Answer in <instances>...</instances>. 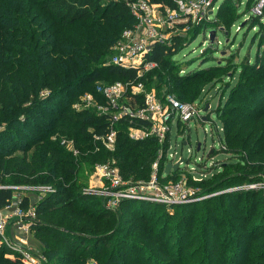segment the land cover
Wrapping results in <instances>:
<instances>
[{
	"label": "trees",
	"instance_id": "1",
	"mask_svg": "<svg viewBox=\"0 0 264 264\" xmlns=\"http://www.w3.org/2000/svg\"><path fill=\"white\" fill-rule=\"evenodd\" d=\"M137 1L0 0V186L5 187L0 189V209L12 205L17 195L7 187H51L52 192L45 194L35 206H30L27 195L22 196L20 204L23 210L36 208L37 219L31 225V232L44 246L42 252L47 264H193L201 253L203 258L196 264H209V256L202 248H195L184 260L196 238L187 244L188 239L181 242V236L175 235L176 227L172 233L168 232L167 215L160 227L158 221L163 216L156 217L160 204L144 207L140 201H123L112 213L104 208L101 199L84 194L88 173L94 171L98 163L114 162L125 180L147 182L158 161V142L130 140L125 121L116 125L115 148L108 151L94 138L109 132L108 117L99 116L95 109L76 111L73 108V103L85 93L94 94L102 102L95 91L97 83L109 85L135 80V71L109 62L123 32L134 25L130 5ZM150 1L177 7L174 0ZM238 8L239 0H222L219 6L220 12L227 9L238 12ZM245 14L250 16V25L259 21L251 8ZM215 19L212 16L209 21L205 20L194 39L206 31L210 35L218 32L214 28ZM181 27L184 28V24ZM181 41L182 38H177L170 44L155 46L148 58L156 61L158 68L140 80L147 90L155 89L159 96L176 93L180 91V84L196 78L204 68L212 67L210 62L216 57L214 50L219 47L209 42L200 54L201 61L207 59V63L187 69L182 75L176 59L183 49ZM184 64L187 68L190 62ZM247 64L246 68L264 75V49H258L254 60ZM259 87L254 93L262 97L264 84ZM163 88L166 90L161 91ZM234 101L232 98L229 105ZM242 105L219 112L224 136L221 140L225 146L220 152L238 159L235 171L243 169L244 172L241 176L219 180L210 189L219 188L232 179L264 183V105L251 110V114L244 112ZM42 111L49 114L45 116ZM28 126L35 131L34 136L29 134ZM63 139L73 140L80 152L78 157L61 145ZM179 175L174 172L164 181L177 182ZM262 191L237 189L222 197L241 195L245 205L251 193L259 195ZM135 203L139 204L137 209H134ZM203 203L212 209L214 216L220 211L211 208L209 201ZM187 205L179 208H187ZM261 215L262 220L258 219L249 228L244 240L246 245L241 246L239 242L234 249H227L225 257L221 255L217 263L244 264L251 238L264 228V212ZM180 219L183 217H179L177 223ZM195 222L187 223L191 231ZM225 225L228 230L234 227L233 223ZM157 241L163 246L155 247ZM223 241L220 245L215 242L212 250L218 252L223 248ZM259 244L264 245V236ZM7 252H11L10 249L0 245V264H20L18 258L12 260L5 256ZM160 257L170 260L162 262L158 260ZM249 264H264V254Z\"/></svg>",
	"mask_w": 264,
	"mask_h": 264
},
{
	"label": "rangeland",
	"instance_id": "2",
	"mask_svg": "<svg viewBox=\"0 0 264 264\" xmlns=\"http://www.w3.org/2000/svg\"><path fill=\"white\" fill-rule=\"evenodd\" d=\"M183 1L185 4H189L193 1L200 2L205 9L202 17L195 15L187 17L185 12L179 11L177 7L154 4L151 1H146V6L142 8H144L145 17L148 16L151 19L150 23L155 27L158 34L163 36L165 43L170 44L174 39L182 38L181 44L183 49L176 55L178 64L181 66L180 69L182 71H180V73L182 75L187 69L193 70L198 68L199 65L207 63V59L201 61L200 54L208 47L209 42H211V44H217L219 47V49L214 50L215 53H213V56L216 57L214 61L210 62V66L212 67L204 68L197 73L196 78L194 77L191 81L180 84L178 89L180 91L178 92H181V97L177 91V94L175 92L170 93L177 98L187 101L196 100L195 102L201 105L203 110L208 106L207 112L202 114V118L199 119V121H193L190 123L189 127L185 126V130L179 134V136L183 135L184 139L187 138L186 141H184L182 137L176 138L177 128H174L172 133V150L170 151V153L177 151L178 158L184 159L188 163L192 162L191 158L194 159V157H191L190 153L192 150L197 153V157L204 156L207 161V166H204L203 171L194 175L196 181L184 171L183 175H179L181 177L177 182L183 180V183L186 184L185 188L191 191L190 195H202L205 198L200 201L189 203V205L185 204L188 206L187 208H179L181 205H178V208H176L175 206L160 204V206L157 207L158 213L156 217L163 216L158 221V225L161 227L162 221L164 220L163 218L167 215L169 217L166 226L167 231L172 233L173 228L176 227L178 231L175 235L181 236V242L188 239V244L190 240L194 237L196 238L194 247L186 252L184 260L189 258V254L195 248H202L201 250H206V255L209 256V264H219L217 263L218 258H220L221 255L225 257L228 252L227 249H234L239 242L241 246L246 245L244 240L247 239L249 228L255 224L258 219L262 220L261 214L264 212V183H250L248 181L242 182L232 179V181H228L219 188L210 189V187L214 186L213 184H216L219 180H226L228 176H241L244 172L243 169L235 171L236 168H238L236 167L239 164L238 159H235L233 155L222 153L220 152L221 150H219L220 139L215 131L216 127L223 129L219 112L221 110L225 111L227 108L235 105L243 104L242 110L251 114V110H258L264 105V93L262 92V97L259 93H254V90L257 92L260 90V84H264V75L253 72L245 66L248 65L247 63L254 60L258 49H264V0H239L238 12L231 11L230 9L220 12L219 6L222 0ZM248 8H251L253 12L258 15L259 21H257L255 25L249 24L250 16L245 14ZM174 12L178 13L177 22L170 23L167 21V18L169 14ZM212 16L216 17V27L214 28H216L218 32H214L210 35L209 31H206L194 39L197 32H199L198 28L201 27L200 25H202L205 20L209 21ZM138 20L140 21V15L139 18L135 17L133 26L139 23ZM189 22L191 23L189 24ZM182 24H184V28L181 27ZM226 57L228 58L227 61L225 60ZM185 62H190L187 68L185 67ZM242 67H245L243 71ZM174 75H177L176 72H174ZM241 80L242 82L240 84L239 82ZM256 86L259 87L257 90L255 89ZM164 90H166V88H163L161 91ZM169 90L172 89L169 88ZM148 91L157 93L155 89H149ZM232 98H234L236 102L234 101V103L229 105ZM80 104V98L73 103L76 107H79ZM41 114L47 116L49 113L42 111ZM204 118L208 120L206 121ZM27 130L29 134L33 136L36 134L29 126ZM221 138L224 139L223 132L221 133ZM22 140L28 142L24 137H22ZM186 142L188 143L187 145ZM198 144H201L199 151L197 148ZM213 147L216 150L213 149ZM183 167L184 166H182V168ZM88 175V186L91 184H101L98 179H95L93 170L88 173ZM237 189H261L263 193L259 195L251 193L245 205H243L245 199L241 197V195L233 194L225 196L224 198L222 197L225 194L237 191ZM13 190L17 194L15 201L27 195L30 200V206H35L45 196L42 190L33 186L26 187V189ZM107 200L108 199H105L104 202L106 203ZM203 201H209L213 209H220L218 214L214 216L211 213L212 209L206 207ZM142 203L144 207H147L145 204H154L150 202ZM135 204L136 207L134 209H137L139 204ZM240 206H243L242 212L239 210V208H241ZM248 210H250V212ZM179 217H183V219H180L179 223H177ZM193 220H196V222L193 231H191L187 223H193ZM7 222L9 223L7 235H9L11 239L21 237L22 234L16 228L17 220H15V216H8ZM231 223H233L234 227L228 230L229 227L225 224L230 226ZM189 235L191 237H189ZM235 236L236 238L234 239L233 237ZM263 236L264 228L259 229L251 238L244 264H249L253 259L263 256L264 245L259 244ZM27 239L32 249L42 252L44 246L35 238L34 232H31L30 236L27 235ZM223 240H225V242ZM222 241L225 243L223 244L224 247L220 248L218 252H214L212 247L215 242L220 245ZM160 246H163L162 243L157 241L155 247L158 248ZM202 258L203 256L201 253L194 260L193 264L198 263ZM158 260L163 262L170 260V258L160 257Z\"/></svg>",
	"mask_w": 264,
	"mask_h": 264
},
{
	"label": "built area",
	"instance_id": "3",
	"mask_svg": "<svg viewBox=\"0 0 264 264\" xmlns=\"http://www.w3.org/2000/svg\"><path fill=\"white\" fill-rule=\"evenodd\" d=\"M146 1L150 2L149 0H138L130 5L132 15L136 18H139L140 15V21L138 20L137 25L123 32L122 39L116 45L114 56L109 62V64L124 70L135 71V80L115 82L109 85L97 83L95 91L102 97V102L94 94L85 93L80 97V106L73 105L76 111L95 109L99 116L105 115L108 117L110 122L109 132L103 137L97 135L94 137L108 151H113L115 148L117 140L116 125L121 121L128 123L127 130L130 140L145 141L154 139L160 146L158 161L153 165L151 178L147 182L125 180L114 162L95 165L93 175L101 184L89 185L84 189V194L102 199L101 202L104 208L112 213L118 210L123 201L178 206L205 198L202 195H190L191 191L185 188L186 184L183 183V180L179 182L168 181L169 184L164 181L166 177L174 173L172 170L169 174L165 173L167 165L184 160L178 158L177 151L170 153L174 128H177L176 138L182 137L184 139V136H179V134L185 130V126L189 127L193 121H199L205 110L197 102H183L170 93L159 96L154 91H148L145 85L140 82L147 73L158 68V63L148 57L153 53L156 45L165 43L163 36H160L150 23L151 19L148 16L145 17L144 8L142 7L146 6ZM174 1L177 9L185 12L187 17L192 15L202 17L205 12L204 6L200 2L193 1L185 4L183 0ZM177 16V12L171 13L167 21L175 23L178 19ZM139 97L141 98L138 99ZM215 131L220 139L219 150H224L225 146L221 140L223 129L216 127ZM186 140L187 138L184 139V141ZM61 145L67 147L75 157L80 155L73 140L63 139ZM213 149L215 148L213 147ZM190 153L191 157H194V159L191 158L193 163L184 160L176 172L183 175L186 171L196 181L194 175L203 171L204 166H207V161L204 156L197 157L194 150ZM182 166L184 167L182 168ZM3 188L5 187L0 186V189ZM7 188L26 189V187ZM37 189L42 190L45 194L52 192L51 187L48 186H40ZM105 199H108L106 203L104 202ZM21 202L22 199L18 198L17 201H14L12 205L5 209L13 210V215L17 220L16 227L22 236L11 239L7 235L8 216L2 214L4 209H0V245L8 247L11 251L7 252L5 256L12 260L18 258L20 264H47L43 252L32 249L27 239V235H31V225L37 219L36 208L30 207L23 210L20 207ZM92 264L97 263L93 262Z\"/></svg>",
	"mask_w": 264,
	"mask_h": 264
},
{
	"label": "water",
	"instance_id": "4",
	"mask_svg": "<svg viewBox=\"0 0 264 264\" xmlns=\"http://www.w3.org/2000/svg\"><path fill=\"white\" fill-rule=\"evenodd\" d=\"M207 110H208V106H206V108H205V112H207ZM204 120H206V118H205ZM200 147H201V144H198V146H197L198 151L200 150ZM183 161H184V160H181L180 162H177L176 164H171V163H169V164L167 165L166 169H165V173H166V174H169V173L171 172V170H172L173 172H176V171L179 169L180 164L183 163Z\"/></svg>",
	"mask_w": 264,
	"mask_h": 264
},
{
	"label": "crops",
	"instance_id": "5",
	"mask_svg": "<svg viewBox=\"0 0 264 264\" xmlns=\"http://www.w3.org/2000/svg\"><path fill=\"white\" fill-rule=\"evenodd\" d=\"M10 213V214H9ZM2 214H6V215H8V216H10V217H13V210L12 209H4L3 211H2ZM16 220V219H15ZM17 228V227H16ZM16 228H14V229H16ZM18 229V228H17Z\"/></svg>",
	"mask_w": 264,
	"mask_h": 264
}]
</instances>
